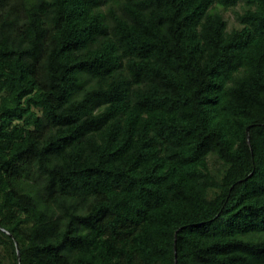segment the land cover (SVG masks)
<instances>
[{
	"label": "trees",
	"instance_id": "trees-1",
	"mask_svg": "<svg viewBox=\"0 0 264 264\" xmlns=\"http://www.w3.org/2000/svg\"><path fill=\"white\" fill-rule=\"evenodd\" d=\"M0 264H264V0H0Z\"/></svg>",
	"mask_w": 264,
	"mask_h": 264
},
{
	"label": "rangeland",
	"instance_id": "rangeland-1",
	"mask_svg": "<svg viewBox=\"0 0 264 264\" xmlns=\"http://www.w3.org/2000/svg\"><path fill=\"white\" fill-rule=\"evenodd\" d=\"M237 10H240V8H238ZM224 15H225V18L229 22L230 29H232L234 27H239V25L235 19V15H234L233 11H227L224 13Z\"/></svg>",
	"mask_w": 264,
	"mask_h": 264
}]
</instances>
